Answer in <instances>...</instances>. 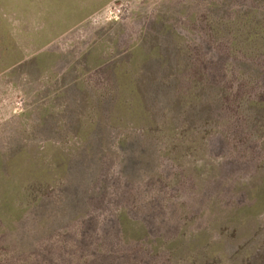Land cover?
<instances>
[{
	"label": "rangeland",
	"instance_id": "obj_1",
	"mask_svg": "<svg viewBox=\"0 0 264 264\" xmlns=\"http://www.w3.org/2000/svg\"><path fill=\"white\" fill-rule=\"evenodd\" d=\"M45 1L0 0V264H264V0Z\"/></svg>",
	"mask_w": 264,
	"mask_h": 264
},
{
	"label": "crops",
	"instance_id": "obj_2",
	"mask_svg": "<svg viewBox=\"0 0 264 264\" xmlns=\"http://www.w3.org/2000/svg\"><path fill=\"white\" fill-rule=\"evenodd\" d=\"M46 1H49V0H46ZM46 1H45V2H46ZM46 5L51 7V12H49L50 9L47 8L46 11H45V13H48V12H49L50 14H52L51 16L60 17V14L53 13V12H56V10L52 11L53 6H52L50 3H47ZM50 14H49V15H50ZM49 17H50V16H49ZM76 17H77V16H76Z\"/></svg>",
	"mask_w": 264,
	"mask_h": 264
}]
</instances>
